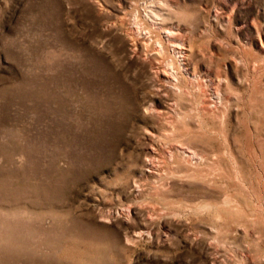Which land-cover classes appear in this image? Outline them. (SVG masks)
Segmentation results:
<instances>
[{
	"label": "rangeland",
	"instance_id": "rangeland-1",
	"mask_svg": "<svg viewBox=\"0 0 264 264\" xmlns=\"http://www.w3.org/2000/svg\"><path fill=\"white\" fill-rule=\"evenodd\" d=\"M0 264H264V0H0Z\"/></svg>",
	"mask_w": 264,
	"mask_h": 264
}]
</instances>
